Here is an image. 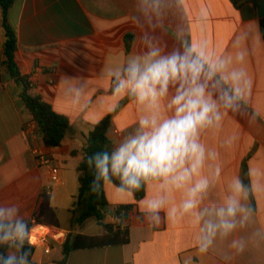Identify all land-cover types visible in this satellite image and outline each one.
<instances>
[{"label": "crops", "instance_id": "0c3cea01", "mask_svg": "<svg viewBox=\"0 0 264 264\" xmlns=\"http://www.w3.org/2000/svg\"><path fill=\"white\" fill-rule=\"evenodd\" d=\"M8 19L30 94L41 96L71 125L55 149L37 134L20 87L3 64L0 10V208L6 217L14 209L12 219L27 222L28 237L37 242L26 252L28 264H59L68 236L113 239L94 221L78 225L77 214L70 213L78 193L77 167L85 137L103 118L110 116L107 137L115 151L138 134L141 120L174 116L176 86L155 102L116 91L124 68L134 60L143 64L154 49L160 55L191 49L202 54L206 68L223 64L202 78L205 98L219 116L197 130L203 161L184 180L176 179L183 168L143 179L139 199L104 181L105 223H119L113 208L132 205L121 224L127 242L76 248L65 264H264V37L257 6L244 0H15ZM233 72L242 73V93L227 107L223 97L234 94ZM34 149L59 168L58 182L49 181L50 165L37 163ZM205 180L207 188L193 197L192 189ZM237 180L246 195L236 197ZM234 197L244 211L221 217ZM190 199L195 207L186 211ZM223 219L236 225L226 234L219 227ZM209 225L215 227L212 236ZM52 232L60 241L50 240L46 254L39 236ZM9 252L16 248L8 246L5 255Z\"/></svg>", "mask_w": 264, "mask_h": 264}, {"label": "clouds", "instance_id": "9594fccd", "mask_svg": "<svg viewBox=\"0 0 264 264\" xmlns=\"http://www.w3.org/2000/svg\"><path fill=\"white\" fill-rule=\"evenodd\" d=\"M189 49L181 53L173 51L167 55H160L158 50L148 53L144 63L131 61L123 70L124 78L118 76L119 83L116 91L128 90L141 102L150 100L155 102L159 97L166 96L170 86H176V95L171 104L175 106L172 117L158 122L140 121V131L137 135L127 138L109 155L107 152L95 154L89 163H95L97 175L94 179L109 181L112 176H118L121 181L134 188L140 186L141 179L149 177H167L183 168V173L176 177L184 180L190 171L194 172L203 161V149L195 137L198 128L211 124L213 118L219 119L216 105L205 98V86L202 78L206 74H215L222 70L223 64L218 63L205 67L202 54H192ZM242 73H231L234 94H225L223 99L227 107H231L235 100L241 98L242 89L238 86ZM191 160V167H185ZM207 188V181H201L194 189L192 196ZM236 197L246 195V188L241 181L234 184ZM159 207L158 204L153 205ZM195 207V200L190 199L184 204L187 211ZM0 208V245L15 247L16 252L8 255L0 254V264H28V254L21 252L26 238L29 236V227L22 219H12L14 209ZM238 211H244L239 199L230 198L227 208L220 210L221 217H236ZM246 219V217H245ZM7 221V222H6ZM243 223V220L241 221ZM230 219H223L220 226L225 234L235 228ZM209 235L215 234V227L209 225ZM211 243V239L208 240ZM17 252H21L17 256Z\"/></svg>", "mask_w": 264, "mask_h": 264}, {"label": "trees", "instance_id": "16d2710c", "mask_svg": "<svg viewBox=\"0 0 264 264\" xmlns=\"http://www.w3.org/2000/svg\"><path fill=\"white\" fill-rule=\"evenodd\" d=\"M244 1H249L254 6H257L258 2V0ZM14 2L15 0H0L1 26L4 32L2 45L3 64L9 76L20 87V99L36 125L37 134L41 137L46 147L55 149L61 146L62 139L65 133L70 130L71 125L66 117L56 113L41 96L30 94V82L27 77L21 74L16 62V52L18 51L17 37L15 29L9 23L8 19L9 10ZM237 5H239L238 1ZM260 26L264 37V17L260 18ZM109 126L110 116H107L96 123L85 137L83 149L85 156L77 167L78 193L74 197L73 209L70 210V213L72 215L77 214L75 222L78 225L93 220L106 234H112L113 239L105 241V236H84L80 234L73 235L72 237L68 236L62 245V259L59 261V264H65L68 253L76 248H91L103 245L124 244L127 242V230L126 228L121 229V224L127 219L132 205H121L113 208L114 217L119 219V223H105V209L109 207V204L103 191L104 180L96 181L94 186L97 169L94 162L89 163V159L97 153L107 152L111 155L114 152L113 145L107 137ZM110 180L119 187L132 191L136 199L143 196V179H141L138 188L124 184L118 176H112ZM7 249V245H0V254L5 255ZM29 249V247H23L21 252H27Z\"/></svg>", "mask_w": 264, "mask_h": 264}, {"label": "built area", "instance_id": "2783aa9c", "mask_svg": "<svg viewBox=\"0 0 264 264\" xmlns=\"http://www.w3.org/2000/svg\"><path fill=\"white\" fill-rule=\"evenodd\" d=\"M32 153L36 159V162L40 165H50L49 170V181L51 183H56L59 180V168L57 166L51 165V159L47 157L46 155L41 154L37 149L32 150ZM50 190H46V194H49ZM41 245L44 248V253L48 254L51 250V246L49 241L59 242L60 236H58L56 233H45L43 235L39 236ZM36 241L32 240L30 237H27L23 247H29L32 248L36 245Z\"/></svg>", "mask_w": 264, "mask_h": 264}, {"label": "water", "instance_id": "95a60500", "mask_svg": "<svg viewBox=\"0 0 264 264\" xmlns=\"http://www.w3.org/2000/svg\"><path fill=\"white\" fill-rule=\"evenodd\" d=\"M257 8H258V17L263 18L264 17V0H258ZM105 211H107V209H105Z\"/></svg>", "mask_w": 264, "mask_h": 264}, {"label": "rangeland", "instance_id": "374dc122", "mask_svg": "<svg viewBox=\"0 0 264 264\" xmlns=\"http://www.w3.org/2000/svg\"><path fill=\"white\" fill-rule=\"evenodd\" d=\"M91 222L94 223L93 220H91Z\"/></svg>", "mask_w": 264, "mask_h": 264}]
</instances>
